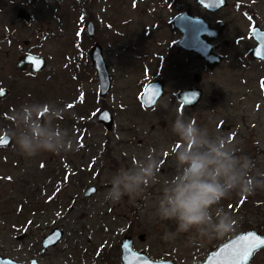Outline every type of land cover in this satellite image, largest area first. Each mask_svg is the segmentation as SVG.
Instances as JSON below:
<instances>
[{
  "label": "rangeland",
  "instance_id": "obj_1",
  "mask_svg": "<svg viewBox=\"0 0 264 264\" xmlns=\"http://www.w3.org/2000/svg\"><path fill=\"white\" fill-rule=\"evenodd\" d=\"M227 2L220 14L208 16L194 0H88L87 4L0 0V90L8 91L0 109L8 112L11 121V114L22 104L42 102L62 109L66 105L69 110L62 111L57 123L79 145L67 153H41L33 158L21 155L14 141L10 148L0 149L2 255L36 259L40 264H121L119 243L127 236L135 251L153 261L192 264L240 232L264 234V189L248 196L233 192L222 200L219 206L235 218L233 231L194 247L185 246L183 235L174 244L164 241V233L174 231L175 223L155 213L162 183L175 171L170 149L179 146L171 131L177 114L232 141L240 154L254 161V173L264 175V63L250 54L255 45L250 18L254 14L255 23L264 28V0ZM20 9L29 13L30 21L17 19ZM185 10L211 25L218 19L227 24L215 43L221 62L213 70L177 47L179 34L171 20ZM89 21L95 26L94 39L86 35ZM95 42L103 48L111 78L110 90L102 99L88 58ZM82 45L87 50L84 58ZM25 54L45 58L46 69L38 74L18 71L17 59ZM74 60L85 69L78 72ZM161 62L167 68L172 62L174 67L168 68L165 77L155 73ZM194 74H199L197 84ZM159 78L165 82L166 93L153 109H145L141 93ZM189 86L200 89L202 96L192 109H183L177 94ZM104 104L113 114L111 132L95 121ZM4 134L9 133L0 122V137ZM153 153L161 159V183L135 199L125 196L117 204L105 202L110 176ZM91 185L98 192L83 198ZM54 227L64 236L42 256L40 242ZM251 264H264V249Z\"/></svg>",
  "mask_w": 264,
  "mask_h": 264
},
{
  "label": "clouds",
  "instance_id": "obj_2",
  "mask_svg": "<svg viewBox=\"0 0 264 264\" xmlns=\"http://www.w3.org/2000/svg\"><path fill=\"white\" fill-rule=\"evenodd\" d=\"M62 108L42 102L22 104L11 116L9 135L26 158L41 153H67L79 145L57 120ZM171 131L179 146L170 149L175 171L162 183L156 215L175 223L162 239L174 244L182 235L185 246L194 247L212 238H222L235 227L234 216L220 202L233 192L241 196L264 189V175L254 173L255 163L239 153L232 141L213 134L191 117L177 114ZM160 156L145 155L129 167L118 168L108 179L104 201L119 203L125 196L140 197L153 184L161 183ZM16 264H30L27 257H14Z\"/></svg>",
  "mask_w": 264,
  "mask_h": 264
},
{
  "label": "water",
  "instance_id": "obj_3",
  "mask_svg": "<svg viewBox=\"0 0 264 264\" xmlns=\"http://www.w3.org/2000/svg\"><path fill=\"white\" fill-rule=\"evenodd\" d=\"M87 4L88 0H81ZM201 8L210 12H217L225 8L228 4L227 0H195ZM17 19L25 22L30 21V15L25 9H20L16 15ZM174 28L181 33L177 46L185 52H190L203 61L208 70H213L220 62L221 57L214 53L217 49L211 41L217 39L220 26H216V32L210 29L208 24L202 18H195L184 12L174 19ZM222 26V25H221ZM86 35L90 39L96 36L95 26L89 21L86 26ZM223 28V27H222ZM221 28V30H222ZM252 39L255 42L250 54L253 60L264 62V30L259 27L252 29ZM205 37V38H204ZM26 44V43H25ZM89 61L96 73L98 82V95L100 98H105L110 90L111 78L107 64L103 56V48L95 42L89 51ZM47 63L45 58L33 54H26L17 59L15 68L24 72L27 69L30 73L36 74L46 69ZM194 83L199 82V76L196 74L193 77ZM3 94H0V100L8 95V91L2 89ZM164 80L159 79L154 82H149L142 91L140 102L143 108L152 109L156 102L164 96ZM202 91L198 88L187 89L178 93V100L184 109H192L200 100ZM95 121L100 124L106 132H111L113 129L114 118L108 109L100 110ZM0 149L10 148L13 140L9 134H4L0 137ZM97 193V187L89 186L83 193L84 198H90ZM64 236V232L58 228H54L41 241L42 252L49 248H54ZM248 237L244 240L242 238ZM142 240L143 237L139 236ZM121 250V264H175L172 261L157 260L153 261L148 256L133 249V240L131 237H123L119 244ZM264 249V234L256 230L243 231L236 234L233 238L220 244L216 249L209 252L205 259L198 263L192 264H251L255 254ZM247 252L246 256L241 257V252ZM0 264H16L15 260L0 257ZM30 264H39L36 260H31Z\"/></svg>",
  "mask_w": 264,
  "mask_h": 264
},
{
  "label": "trees",
  "instance_id": "obj_4",
  "mask_svg": "<svg viewBox=\"0 0 264 264\" xmlns=\"http://www.w3.org/2000/svg\"><path fill=\"white\" fill-rule=\"evenodd\" d=\"M77 2H80V0H76ZM76 3V2H75ZM82 40L84 41V40H87V38H86V36H82ZM83 41L81 42L82 44H83ZM102 43V45L104 46V44H103V42H101ZM81 45V44H80ZM86 46L84 45H82V46H80V52H81V56H82V58H84V55L86 54ZM86 59H87V57H86ZM169 60H171L170 58H169ZM74 67H76V70H78V72L80 71V70H83V69H85V65H82L81 67L79 66V65H77V63H76V61L74 60ZM86 68H87V66H86ZM168 68H174L173 67V64H172V62L170 63V66H168ZM168 68H167V65L166 64H164V62H161L160 64H159V67H158V69H157V72H155L156 74H158L159 76H161V77H165L166 75H167V73H168ZM153 70H156V68L155 69H153ZM83 73H84V71H83ZM148 74L150 75V74H152L150 71H148ZM161 74V75H160ZM102 108H107V106H106V104H104V105H102ZM62 110H69L68 108H67V106L66 105H63V109ZM73 119H71V118H69V121H72ZM0 122L1 123H4V129H5V132H8L9 133V129L11 128V127H13L14 126V124H13V120H12V117H11V121H9V116H8V112L6 111V110H2V109H0ZM10 123V124H9ZM75 123L78 125V126H80V127H82V125L80 124L79 125V121H77V119L75 120ZM85 177H87V179L90 177V175L88 174V176H85ZM84 181H85V178H84V176H80L79 177V183H80V185H83V183H84ZM256 209H260V207H258V208H256Z\"/></svg>",
  "mask_w": 264,
  "mask_h": 264
},
{
  "label": "flooded vegetation",
  "instance_id": "obj_5",
  "mask_svg": "<svg viewBox=\"0 0 264 264\" xmlns=\"http://www.w3.org/2000/svg\"><path fill=\"white\" fill-rule=\"evenodd\" d=\"M203 9V8H202ZM203 10H205V9H203ZM225 9H221V10H219V11H217V12H210V11H207V10H205L206 12H207V14H208V16H215V15H218V14H220L222 11H224ZM185 11H187V10H185ZM184 12V11H183ZM189 13H190V11H188ZM190 15H192L191 13H190ZM192 16H194V17H200V16H195V15H192ZM253 16H254V14L252 15V17L250 18V20L253 22L252 24V26L253 27H260V26H258L256 23H255V21H254V18H253ZM176 17V16H175ZM175 17H173L172 18V20H171V25H172V27L174 26L173 25V22H174V18ZM255 17V16H254ZM200 18H202V17H200ZM253 18V19H252ZM204 19V18H203ZM205 20V19H204ZM206 21V20H205ZM207 22V21H206ZM208 23V22H207ZM219 24V25H218ZM208 25H209V28L210 29H212V30H214V32H216V26L218 25V26H220V29H219V35H221V33H222V31H221V28L223 27V29H225V27L227 26V24L225 23V22H223V21H221V20H216V22H215V24L214 25H211V24H209L208 23ZM222 25V26H221ZM252 27V28H253ZM174 29V28H173ZM262 29H264V28H262ZM175 30V29H174ZM178 34H179V37H180V33L177 31V30H175ZM250 32H252V29H251V31ZM250 35H252L251 33H250ZM223 37V35H221V37H219V38H217V39H215V40H212L211 42H212V44L213 45H215V46H217L215 43H217L218 41H219V39H221ZM205 38V37H204ZM180 49V48H179ZM217 50H218V46H217ZM180 51H182V53L184 52L182 49H180ZM187 53V52H186ZM199 62L201 63V65H202V61H200L199 60ZM204 64V66H205V63H203ZM190 87V86H189ZM188 87V88H189ZM191 88V87H190ZM54 228H57V227H54ZM53 228V229H54ZM60 229V228H59ZM57 246V245H56ZM55 246V247H56ZM51 249H53V248H49V249H47L45 252H42V249H41V242H40V254L42 255V256H46L47 254H48V252L51 250ZM0 257L2 258V259H4V258H9V257H6V256H4V255H2L1 253H0ZM11 259V258H10ZM12 260H14V259H12ZM32 260V259H31ZM30 260V261H31ZM36 260V259H35ZM16 261V260H15ZM29 261V262H30ZM40 264V263H39Z\"/></svg>",
  "mask_w": 264,
  "mask_h": 264
},
{
  "label": "snow or ice",
  "instance_id": "obj_6",
  "mask_svg": "<svg viewBox=\"0 0 264 264\" xmlns=\"http://www.w3.org/2000/svg\"><path fill=\"white\" fill-rule=\"evenodd\" d=\"M0 94H3L2 90H0ZM69 107H72V106L69 105ZM0 142H3V141L0 140ZM242 239L247 240V239H249V238H248V237H244V238H242ZM240 255H241V257L246 256V255H247V252H246V251H245V252H241Z\"/></svg>",
  "mask_w": 264,
  "mask_h": 264
}]
</instances>
